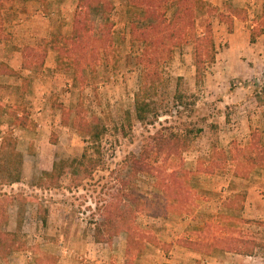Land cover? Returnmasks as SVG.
Wrapping results in <instances>:
<instances>
[{
    "label": "rangeland",
    "instance_id": "obj_1",
    "mask_svg": "<svg viewBox=\"0 0 264 264\" xmlns=\"http://www.w3.org/2000/svg\"><path fill=\"white\" fill-rule=\"evenodd\" d=\"M206 1L217 8L212 15L216 60L207 63L198 77L194 43L174 47L172 59L163 65L164 81L153 97L158 116L150 124L135 118V94L141 85L137 57L143 45L132 41L130 29L133 22L142 27L152 21L141 7L129 0H112L114 8L106 20L112 28L108 53L99 50L94 68L81 69L70 56L60 62L57 51L42 41L52 32L71 33L78 0H0L2 40L10 43H0V63L9 68L0 69V106L4 109L0 110V157H5L1 137L12 129L23 172L21 182L0 184V194L25 196L17 198L27 200L22 209L10 206L8 228L15 229L21 216L30 245L0 264H264V247H256L252 255L238 252L249 237L264 240V166L238 176L230 160L210 173L216 170L212 155L217 160L229 158L236 147L248 146L255 134L264 142V0H247L245 5L242 0ZM168 4L171 18L176 10ZM231 8L245 12L230 29L219 14ZM200 16L202 28L206 15ZM92 17L101 29L106 21L97 14ZM237 19L247 29L257 26L256 41L242 35L248 31L245 28L231 41ZM6 26L8 30L11 26L15 38L7 34ZM26 44L42 51L37 58L42 64L33 69L23 68ZM10 111L27 127L15 125ZM127 111H131L132 126L125 134L122 126ZM76 112L86 119L97 116L106 126L100 142L101 165L81 185L65 174L59 186L39 187V177L54 162L80 157L87 148L95 154L86 135L75 127ZM164 127L189 138L187 150L173 158L188 170L182 173L194 190L192 205L184 204L181 193L175 198L170 190H157L151 175H141L138 192L144 200L141 209L131 204V222L165 245L145 239V252L130 259L126 238L133 229L103 228L104 236L112 239L99 242L96 222L103 219L105 199L119 190L120 180H130L119 169L124 158L138 153L146 137ZM172 166L167 170L173 171ZM44 215L47 224L42 222ZM209 233L224 236V249L202 244Z\"/></svg>",
    "mask_w": 264,
    "mask_h": 264
},
{
    "label": "trees",
    "instance_id": "obj_2",
    "mask_svg": "<svg viewBox=\"0 0 264 264\" xmlns=\"http://www.w3.org/2000/svg\"><path fill=\"white\" fill-rule=\"evenodd\" d=\"M129 1L144 10V16L147 20H152L142 27L133 22L130 29L132 41H140L143 45L142 54L137 57V64L141 66V85L135 94V118L141 123L152 124L159 111L153 97L164 81L163 65L172 59L174 47L190 42L194 43V59L198 77H201L207 63L215 62L217 47L212 15L217 12V8L206 0ZM169 2L175 6L176 10L171 18L167 16ZM113 8L112 0H78L71 33L52 32L49 37L42 38V41L47 47L57 51L60 62H63V57L70 56L74 59L76 68L77 66L81 69L84 67L94 68L99 50L107 52L112 41L111 23L106 20L109 19L108 15ZM244 12L243 8H231L229 12L219 15L231 29L234 19H243ZM93 14L101 16L106 21L101 29L96 27ZM200 14L206 15L202 28L199 24ZM0 16L2 17L1 14ZM200 18L202 17L200 16ZM1 25L0 41L4 37ZM256 27L254 26L252 30V41H256L258 36ZM22 52L23 68L33 69L37 64H42L37 60L40 52H42L39 47L26 44L22 47ZM41 55L45 58V53H41ZM0 69L8 70L9 68L0 63ZM262 92H264V86ZM257 97L258 99L261 98V94L258 93ZM0 110L4 111L2 106H0ZM10 115L15 116V125L27 127V124L23 123L15 111H10ZM75 121L76 129L86 135L95 154L89 153L87 148L80 157L62 158L54 162L52 169L44 171L39 177L36 184L39 187L59 186L65 174H69L76 185H81L85 179L91 178L97 167L101 165L100 142L106 132V126L99 117L86 119L80 112H76ZM126 121L122 126L125 134H127V127L132 126L131 111L126 112ZM15 125L13 126L15 127ZM15 139L12 129H9L1 137V152L5 154V157H0V184H13L21 182L23 179L22 154L16 149ZM262 140L261 136L255 134L248 146L236 147L229 158L226 155L217 160L216 156L212 155L214 159L212 169L216 166V170H211L210 173H214L219 167H222L224 161L227 163L230 160L235 163L234 172L238 176L248 175L251 169L256 166H264V142ZM188 146L189 138L186 135L164 127L147 136L138 153H131L124 158L119 169L125 173L124 175L129 176L130 180L127 178L120 180L119 190L111 194V198L105 199L102 208L103 219L96 222L95 238L97 241L108 242L112 239L111 235L104 236L103 228L133 229V231H129L126 238V253L130 259L134 255H141L145 252L147 247V240L145 239L151 238L153 242L161 244L154 235L147 230L140 229L137 223L134 225L131 222L133 219L131 220L130 214L134 211L131 204H136L138 209H141L139 206L144 199L138 192V180L141 175H151L157 190L161 191L162 189L167 193L170 190V195H176L175 198H178L181 193L182 197L186 199L184 204L192 205L194 190L189 186L188 180L184 181L186 175L182 173V171L187 173L188 170L179 167L182 163L177 164L173 158L180 155L183 150H187ZM168 165H173V171L167 170ZM17 198L26 199L22 193L10 194L5 192L0 194V260L4 261H7L13 253L23 250L29 245L23 231L21 216L17 219L15 229L8 228L10 206L17 205L22 209L23 203L27 201L17 200ZM188 199L191 200L188 201ZM42 222L47 224L46 215L42 217ZM248 222L262 223V221L254 219H249ZM209 234V236H205L202 244L208 247L213 245V248L220 246L216 248L224 249L222 247L224 236ZM244 243V248L238 251L241 254L252 255L256 247H264V240L258 241L253 237L244 240ZM161 245L163 246L165 243ZM28 247L30 248V245ZM38 262H41V259Z\"/></svg>",
    "mask_w": 264,
    "mask_h": 264
},
{
    "label": "crops",
    "instance_id": "obj_3",
    "mask_svg": "<svg viewBox=\"0 0 264 264\" xmlns=\"http://www.w3.org/2000/svg\"><path fill=\"white\" fill-rule=\"evenodd\" d=\"M243 1V5H245V1H247V0H242ZM240 21H238V19L236 20V22H235V25H234V28H235V30L236 31H233V33H231V36H232V39H231V41L232 40H235V39H237V37L239 38V36H240V34H241V32H242V30L245 28V29H247L246 27H244V26H242L240 23H239ZM255 25L254 24H251L250 26H248V31H244V33L242 34V35H244V37L247 39V40H249V41H251L252 42V40H251V35H252V33H251V30L253 29V27H254ZM10 27V29L12 30V28H11V26H9ZM6 31H7V34L9 35V36H12L13 38H15V35L13 34V31H11V30H8V26H6ZM9 32H12V34L11 33H9ZM0 43H4V44H10L9 42H6L5 40H2V41H0ZM14 45V44H13Z\"/></svg>",
    "mask_w": 264,
    "mask_h": 264
}]
</instances>
